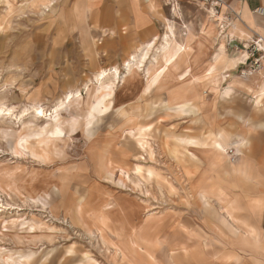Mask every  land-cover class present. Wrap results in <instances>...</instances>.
I'll list each match as a JSON object with an SVG mask.
<instances>
[{
  "label": "rangeland",
  "instance_id": "374dc122",
  "mask_svg": "<svg viewBox=\"0 0 264 264\" xmlns=\"http://www.w3.org/2000/svg\"><path fill=\"white\" fill-rule=\"evenodd\" d=\"M66 5L0 0V108L11 110L0 114V264H259L264 251L246 226L259 158L247 161V178L229 165L244 158L264 112L233 122L221 99L232 76L261 82L255 38L237 40L223 6L181 3L169 18L185 52L161 70L152 58L160 37L127 72L128 55L104 59L65 26ZM112 66L113 83H97L95 72ZM69 91L77 97L57 108ZM183 99L197 112L183 113ZM38 105L43 118L30 109ZM219 130L229 135L222 158L207 139Z\"/></svg>",
  "mask_w": 264,
  "mask_h": 264
},
{
  "label": "crops",
  "instance_id": "0c3cea01",
  "mask_svg": "<svg viewBox=\"0 0 264 264\" xmlns=\"http://www.w3.org/2000/svg\"><path fill=\"white\" fill-rule=\"evenodd\" d=\"M221 2L223 9L230 12L233 19L230 23L232 35H236L240 42L251 37L262 39L261 50L264 54V0H221ZM66 3L65 26L68 29L78 28L77 36L92 44V50L98 54L99 52L105 54L104 59L106 57L123 59L128 55L122 64L129 57L138 56L147 43L156 40V46L158 39L165 33L167 24L172 28L170 11L164 0H66ZM259 10L262 13H259ZM167 20L169 23H166ZM71 34L74 35L75 31ZM245 58V54L241 57L228 58L224 71L233 70L238 64L243 63ZM243 82L236 75L230 77L228 85L221 92V99L223 98L222 102L226 103L228 111L232 112L228 117L233 118V122L246 125L248 121L251 123L249 118L254 113V109L264 112V76L261 82L253 85ZM179 103L183 105V113L197 112L196 103L184 99ZM258 127L259 135L251 140L247 151L244 152V158L239 159L235 164H230L229 167L232 172L247 178L249 174L247 161L251 157L259 158L258 171L262 173L263 178L258 183L260 190L252 201L255 220L246 226L247 233L257 239L258 246L264 251V123L258 124ZM228 138V133L223 130L207 133L211 147L216 150V158H222L221 155L228 145ZM178 141L192 147L206 144L205 141L200 143L195 139L183 137L178 138ZM242 141H235L233 145L238 149L245 144ZM259 264H264V260H260Z\"/></svg>",
  "mask_w": 264,
  "mask_h": 264
},
{
  "label": "bare ground",
  "instance_id": "6f19581e",
  "mask_svg": "<svg viewBox=\"0 0 264 264\" xmlns=\"http://www.w3.org/2000/svg\"><path fill=\"white\" fill-rule=\"evenodd\" d=\"M213 10L214 9L210 8L208 13L213 15L214 14ZM166 23H169L168 20L166 21ZM155 41L156 40L152 41L151 43H147L138 56H131L123 63V67L125 68V70L127 72H130L132 69H139V68L144 66V63L148 60V56H149L150 51L152 49H154V47H155ZM259 41L263 42L262 39H260ZM261 42H258V45L260 46L261 49H263ZM184 50H185L184 40L178 42L175 39V36H174V33L172 31L171 26H169L167 24L166 25V31L161 37L159 46L157 49H155V51H157L156 52L157 54L153 55L152 58H153V60L156 61L157 56H158L159 61H160V67L159 68L162 70L163 68L169 66V64L175 63L176 59H178L182 55ZM220 51H221L220 54L224 53V48H223L222 44L220 47ZM220 54L217 58H215V61L220 58ZM244 54L246 55V58H247V53H244ZM241 64H243V63H241ZM118 72H119L118 69H116L114 67L109 68V69H103V70H99L94 75V78H95L96 82L100 84V83H102V81H104L108 77H111L110 82L113 83L112 79L113 80L116 79ZM146 74H148L149 81L153 82L156 79V77L159 76L158 68L152 69V70L147 69ZM237 77H239V76H237ZM212 81L216 83L217 76L213 77ZM84 90L85 91L88 90L87 85H85ZM77 94H78V91H74V92L69 91V92L65 93L63 95V97L56 102L57 108H60L62 106L64 107L65 104H68L71 100L76 98ZM3 109L10 110L8 108H3V107L0 108V110H3ZM30 109L32 110V113H34V116L38 117V118H43L46 114L44 108L39 106V105L38 106H32ZM37 110H42L44 115L43 116H37L36 115ZM27 111H28V109H25L23 111L22 115L26 114ZM10 112H11V110H10ZM3 113L8 114V111H4Z\"/></svg>",
  "mask_w": 264,
  "mask_h": 264
},
{
  "label": "built area",
  "instance_id": "2783aa9c",
  "mask_svg": "<svg viewBox=\"0 0 264 264\" xmlns=\"http://www.w3.org/2000/svg\"><path fill=\"white\" fill-rule=\"evenodd\" d=\"M165 5L169 8L170 12H174V8L176 10V7L181 3L196 5V4H204V5H210L211 7L218 8L223 6V3L221 0H164ZM259 13H262L261 10H259ZM260 38H257L253 41V43L259 47L258 42ZM263 43V42H261Z\"/></svg>",
  "mask_w": 264,
  "mask_h": 264
},
{
  "label": "snow or ice",
  "instance_id": "6c2138e0",
  "mask_svg": "<svg viewBox=\"0 0 264 264\" xmlns=\"http://www.w3.org/2000/svg\"><path fill=\"white\" fill-rule=\"evenodd\" d=\"M4 111H8V114L11 115L10 110H7V109L0 110V114H3ZM36 115H37V116H43L44 113H43L42 110H37V111H36ZM57 134H60L59 131L57 132Z\"/></svg>",
  "mask_w": 264,
  "mask_h": 264
},
{
  "label": "clouds",
  "instance_id": "9594fccd",
  "mask_svg": "<svg viewBox=\"0 0 264 264\" xmlns=\"http://www.w3.org/2000/svg\"><path fill=\"white\" fill-rule=\"evenodd\" d=\"M124 99H125V98H122V97H120L119 95L117 96V102H118V103H123V102H124Z\"/></svg>",
  "mask_w": 264,
  "mask_h": 264
}]
</instances>
